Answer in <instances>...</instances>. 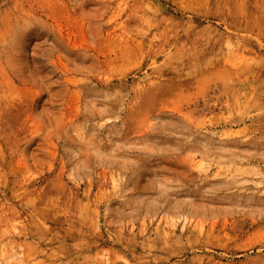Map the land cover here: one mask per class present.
<instances>
[{"label":"rangeland","instance_id":"1","mask_svg":"<svg viewBox=\"0 0 264 264\" xmlns=\"http://www.w3.org/2000/svg\"><path fill=\"white\" fill-rule=\"evenodd\" d=\"M0 264H264V0H0Z\"/></svg>","mask_w":264,"mask_h":264}]
</instances>
